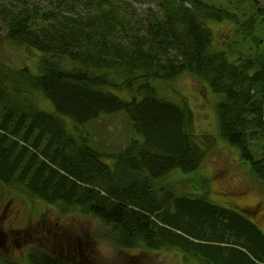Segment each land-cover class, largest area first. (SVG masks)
Instances as JSON below:
<instances>
[{
  "label": "trees",
  "instance_id": "obj_1",
  "mask_svg": "<svg viewBox=\"0 0 264 264\" xmlns=\"http://www.w3.org/2000/svg\"><path fill=\"white\" fill-rule=\"evenodd\" d=\"M158 7L142 16L130 0H0V42L40 55L33 67L0 60V182L91 214L121 248L144 243L178 247L205 264H264V233L246 215L206 193L158 197L153 188L170 170H197L215 147L212 136L194 132L190 107L159 96L157 81L186 74L218 95L220 136L264 186V50L256 32L264 0H160ZM224 21L251 41L248 49L215 47L209 24ZM36 92L53 111L38 105ZM118 112L138 137L108 155L111 164L78 125ZM30 264L69 263L34 249Z\"/></svg>",
  "mask_w": 264,
  "mask_h": 264
},
{
  "label": "rangeland",
  "instance_id": "obj_2",
  "mask_svg": "<svg viewBox=\"0 0 264 264\" xmlns=\"http://www.w3.org/2000/svg\"><path fill=\"white\" fill-rule=\"evenodd\" d=\"M31 1L34 2L28 0L29 3ZM46 1L41 0V3L45 4ZM130 1L142 16L150 8L154 11L159 10L160 0ZM209 25L214 31V45L217 49L223 47L235 51L248 49L251 41L243 43L233 23L224 21ZM256 32L258 37L263 39L260 48L264 50V23L257 27ZM3 35L5 36L4 32ZM256 46L253 44L254 48ZM0 60L12 67L19 68L24 65L33 67L39 62L40 55L35 50L4 37L0 42ZM156 86L159 96L190 107L195 117L194 132L209 134L215 144L210 156L197 170L184 173L175 168L158 179L156 182L158 187H153L158 197L163 193L171 197L182 195L199 197L206 193V200L243 213L264 233V186L256 178L249 163L242 158L239 148L229 145L220 136L218 95L187 74L167 84L157 81ZM34 94L42 109L54 110V105L42 92ZM66 120L72 130V122ZM78 130L84 137L89 138L93 148L102 152L103 161L111 164L116 160L107 156L121 153L131 137H138L124 112L102 115L97 120L78 125ZM200 145L203 146L201 143ZM26 194L20 189L0 182V214L2 213L0 223L14 222L20 227L29 220L30 229L40 232L32 233L33 240L39 235L41 238L38 237L37 241L45 248L51 249V246L55 245L54 242L64 237L79 243L83 252L82 257L85 258L86 255L91 264H205L201 259L178 247L154 250L147 248L144 243L132 248L118 247L110 230L91 214H85L72 207L64 210ZM228 244L236 245L234 234L229 236Z\"/></svg>",
  "mask_w": 264,
  "mask_h": 264
},
{
  "label": "flooded vegetation",
  "instance_id": "obj_3",
  "mask_svg": "<svg viewBox=\"0 0 264 264\" xmlns=\"http://www.w3.org/2000/svg\"><path fill=\"white\" fill-rule=\"evenodd\" d=\"M29 222L28 220L20 227L14 222L0 223V264H30V255L34 249L51 254L69 264H91L86 255L85 258L82 257L80 244L70 238H60L54 242L55 245L51 246V249L41 246L37 241L38 237H41L37 235L33 240L32 234L40 232L30 229Z\"/></svg>",
  "mask_w": 264,
  "mask_h": 264
},
{
  "label": "bare ground",
  "instance_id": "obj_4",
  "mask_svg": "<svg viewBox=\"0 0 264 264\" xmlns=\"http://www.w3.org/2000/svg\"><path fill=\"white\" fill-rule=\"evenodd\" d=\"M25 197H27V196H25Z\"/></svg>",
  "mask_w": 264,
  "mask_h": 264
}]
</instances>
